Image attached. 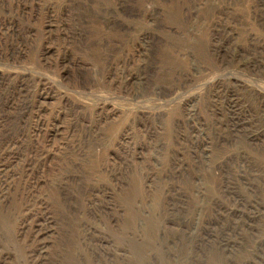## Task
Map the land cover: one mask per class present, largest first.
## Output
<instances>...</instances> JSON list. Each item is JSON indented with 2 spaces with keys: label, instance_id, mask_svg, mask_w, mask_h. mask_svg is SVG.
<instances>
[{
  "label": "rangeland",
  "instance_id": "obj_1",
  "mask_svg": "<svg viewBox=\"0 0 264 264\" xmlns=\"http://www.w3.org/2000/svg\"><path fill=\"white\" fill-rule=\"evenodd\" d=\"M0 264H264V0H0Z\"/></svg>",
  "mask_w": 264,
  "mask_h": 264
},
{
  "label": "bare ground",
  "instance_id": "obj_2",
  "mask_svg": "<svg viewBox=\"0 0 264 264\" xmlns=\"http://www.w3.org/2000/svg\"><path fill=\"white\" fill-rule=\"evenodd\" d=\"M1 120H3V118Z\"/></svg>",
  "mask_w": 264,
  "mask_h": 264
}]
</instances>
